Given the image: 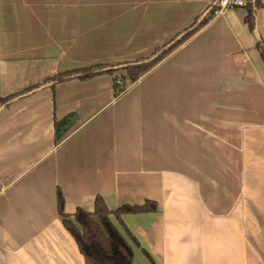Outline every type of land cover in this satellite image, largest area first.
I'll use <instances>...</instances> for the list:
<instances>
[{
    "label": "crops",
    "instance_id": "obj_1",
    "mask_svg": "<svg viewBox=\"0 0 264 264\" xmlns=\"http://www.w3.org/2000/svg\"><path fill=\"white\" fill-rule=\"evenodd\" d=\"M83 1L0 0V264H85L59 190L70 215L93 211L98 195L111 210L155 201L121 216L137 242L111 215L134 264H264L245 213L253 170L235 165L248 155L221 148L246 147L264 125V60L246 8L215 11L118 96L100 74L1 104L61 71L148 55L216 0ZM256 29L264 42V6Z\"/></svg>",
    "mask_w": 264,
    "mask_h": 264
},
{
    "label": "trees",
    "instance_id": "obj_2",
    "mask_svg": "<svg viewBox=\"0 0 264 264\" xmlns=\"http://www.w3.org/2000/svg\"><path fill=\"white\" fill-rule=\"evenodd\" d=\"M262 6H264V3L261 0H248V3L244 6L247 10L245 22L252 31H255L256 27V11ZM215 10L216 7L212 5L208 15L200 23L197 24L199 16L190 26L154 49L153 53L149 56L139 57L131 61L99 63L84 68L61 71L47 78L42 84H37L19 93L3 97L1 104L8 105L15 98L43 84L51 82L52 87H55L59 82L75 78L85 80L100 74L112 76L114 95L118 96L127 89L129 83L137 81L154 65L192 36L199 28L204 26ZM179 35L181 36L177 39ZM257 47L260 49L264 60V42L262 39H258ZM156 206L155 201L148 200L143 204H123L111 210L105 199L98 195L93 211L79 208L74 214L70 215L65 212V198L62 192L58 191V212L63 219L65 227L72 234L80 251L84 255L85 264H134L133 246L118 225L112 220L111 215L116 216L129 238L137 242L136 238L124 224L121 216L127 213L154 211Z\"/></svg>",
    "mask_w": 264,
    "mask_h": 264
},
{
    "label": "rangeland",
    "instance_id": "obj_3",
    "mask_svg": "<svg viewBox=\"0 0 264 264\" xmlns=\"http://www.w3.org/2000/svg\"><path fill=\"white\" fill-rule=\"evenodd\" d=\"M99 1V0H97ZM83 4V0H78V4ZM153 52L149 53L148 55L143 56H149ZM140 56V57H143ZM139 58V57H138ZM137 59V58H136ZM135 60V59H134ZM160 62V61H159ZM84 68V67H83ZM136 82V81H135ZM134 83V82H133ZM132 84V83H131ZM129 83L128 87L131 85ZM127 87V88H128ZM259 127L254 123L253 128L251 130V143L245 147L244 145H236V149L234 147L230 146L229 149L227 146L221 147L222 150H225V152L236 153L237 155L240 153L247 154L246 162L247 166L243 162H236L235 165H237V169H250L253 170V180H252V186L251 188H248L250 190V195L252 196V200H247V204L250 207V211H245V213H249V215L253 219V233L259 234V238L254 241L253 247L256 250H261V248H264V125L263 129H258ZM249 138V137H248ZM247 142H250L247 141ZM235 150V151H234ZM212 151V150H211ZM207 152V151H206ZM258 155V157H257ZM240 157V155H238ZM260 158L261 160H257L258 163H256V160H253V158ZM244 158V157H243ZM245 159V158H244ZM206 167L209 169L212 168L213 163L211 162H205ZM234 164V163H221L222 166L228 168V166ZM261 182H263L261 184ZM252 189V190H251Z\"/></svg>",
    "mask_w": 264,
    "mask_h": 264
},
{
    "label": "water",
    "instance_id": "obj_4",
    "mask_svg": "<svg viewBox=\"0 0 264 264\" xmlns=\"http://www.w3.org/2000/svg\"><path fill=\"white\" fill-rule=\"evenodd\" d=\"M208 13H209V10L204 11V13H202V15H200V17H199V19H198V21H197V24L200 23V22H201V21H202L207 15H208ZM255 31H256V36H257V38L259 39V37H260V36H259V32H258L257 29H256ZM180 36H181V35H179V36L177 37V39H178ZM48 84L50 85L51 83H48ZM44 86H45V85H41V86H39V87H37V88H35V89H33V90H31V91H29V92L23 94V95H21V96L15 98L14 100L19 99V98L24 97V96H27V95H30V94H32L33 92H36V91L42 89ZM75 117H76V115H75L74 113H72V114H70L68 117H66L61 123L58 124V126H57V128H56V137L60 138L64 133H66V132L70 129V127H71V126L73 125V123H74Z\"/></svg>",
    "mask_w": 264,
    "mask_h": 264
},
{
    "label": "built area",
    "instance_id": "obj_5",
    "mask_svg": "<svg viewBox=\"0 0 264 264\" xmlns=\"http://www.w3.org/2000/svg\"><path fill=\"white\" fill-rule=\"evenodd\" d=\"M248 3V0H216L214 6L217 12H222L228 7H244Z\"/></svg>",
    "mask_w": 264,
    "mask_h": 264
}]
</instances>
